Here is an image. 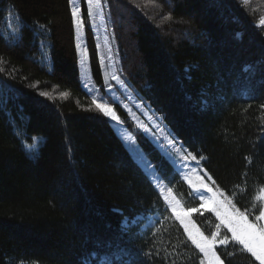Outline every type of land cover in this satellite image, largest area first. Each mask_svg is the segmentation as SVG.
Wrapping results in <instances>:
<instances>
[{
    "label": "trees",
    "instance_id": "1",
    "mask_svg": "<svg viewBox=\"0 0 264 264\" xmlns=\"http://www.w3.org/2000/svg\"><path fill=\"white\" fill-rule=\"evenodd\" d=\"M81 3L90 75L102 93ZM105 4L126 84L235 209L264 223L255 219L264 210V0ZM126 128L182 207L198 209L172 165ZM149 216L156 219L145 227ZM192 219L205 237L215 232L211 213ZM220 234L228 238L215 248L223 264H258L226 230ZM86 262L204 264L82 87L68 0H0V264Z\"/></svg>",
    "mask_w": 264,
    "mask_h": 264
},
{
    "label": "rangeland",
    "instance_id": "2",
    "mask_svg": "<svg viewBox=\"0 0 264 264\" xmlns=\"http://www.w3.org/2000/svg\"><path fill=\"white\" fill-rule=\"evenodd\" d=\"M83 1L88 12L89 10L91 11V15H89V23L93 32L97 56L102 70L104 90L101 93L100 90L94 86L91 79L88 48L84 35V23L79 28H77L76 24L74 23L76 53L79 61V79L82 87L87 90L92 100H95L96 103H103L111 107L109 101H112L113 103H116L124 112V119L126 120L125 122H123L120 118L117 121L105 116L103 113L102 114L109 122H111L115 133L129 149L133 159L146 172L155 187L158 189L159 193L164 197L167 207L171 211L173 217L182 226L188 239V232L185 231L184 225L180 223V220L176 218V215L178 213L185 220V222L189 224V229L192 231L193 235L199 238V234L201 232L192 219V215L195 213V211L190 212L189 210L184 209L178 200L173 196V194L167 189L163 180L158 176L157 168L154 167L151 162L147 161L149 159H146L144 155L141 154L135 137L128 130V128H126L127 125L131 126L135 132L141 133L143 138L152 143L160 152V155L172 165L174 170L182 178V181H184L185 184L190 187L191 191L195 194V197H197L200 201L201 205L198 209L203 212L211 213L212 216H214L219 228L216 226L215 232H213V234L208 238L211 239L213 235L216 234V243L213 245V251H215V248L218 245H223L219 243L220 240L224 239L221 237L220 231L226 230L229 233L231 239L232 233L227 227L221 224V221L217 217L214 209L219 208L221 212H233L236 211L235 207L232 205L231 201L215 187L210 178L202 170L199 162L191 157L176 142L174 136L163 125L160 117L153 113L148 105L142 101V99H140L136 93L126 84L124 78L120 74L119 59L109 26L105 0H99V3H96V0H93L92 4H89L88 0ZM68 3L72 9L73 3H70V0H68ZM81 4V0H74V5L79 9V15L83 20L81 15ZM259 21L260 24H264V15ZM8 28L12 31L11 26H8ZM169 141H171V143H169ZM203 185H207V188L203 187ZM208 188H211L212 191H208ZM200 194H203V196L209 200V203L205 204L201 199ZM173 206L176 207L177 213L172 211ZM155 219V216H149L145 227L152 226ZM189 240L192 242L191 239ZM193 245L195 246V244ZM240 246L243 248L242 245ZM243 250L246 251L244 248ZM199 252L202 255L204 264H218L216 260L211 258L210 254L206 256L205 253L201 252L200 250ZM247 253L251 255V253ZM253 259L259 264V261H257L254 257Z\"/></svg>",
    "mask_w": 264,
    "mask_h": 264
},
{
    "label": "snow or ice",
    "instance_id": "3",
    "mask_svg": "<svg viewBox=\"0 0 264 264\" xmlns=\"http://www.w3.org/2000/svg\"><path fill=\"white\" fill-rule=\"evenodd\" d=\"M70 3H73L72 17L73 21L76 24L77 28L83 25V20L79 15V9L75 7L74 0H70ZM89 4L93 3V0H88ZM96 3H99V0H96ZM88 15H91V11L89 10ZM41 96L48 95L47 93L41 92ZM62 95H64L62 93ZM93 103L96 104V108L99 109L105 116L110 117L113 120H119V117L114 113L113 109L106 104L96 103L95 100ZM171 143V141H169ZM203 187L207 188V185H203ZM208 191H212L211 188H208ZM201 195V199L205 204L209 203V200ZM258 199L264 200V188L260 190V195ZM215 202V201H213ZM172 211L177 213V209L173 206ZM192 211H199V209H190ZM217 217L220 219L221 224L228 228V230L232 233V240L242 245L243 248L251 253V255L259 261V264H264V223H253L250 222L248 216L244 213L239 212L238 210L233 212H221L219 208L214 209ZM176 218L180 220V223L184 225L185 231L188 232L189 239L192 240V243L206 256L210 254L211 258L216 260L218 264H223L220 261L219 256L216 255L215 251H213V245L216 243L215 235L210 239L208 237L203 236L202 233L199 234V238L193 235L192 231L189 229V224L185 222V220L177 213ZM256 221H264V210H259V215L255 217ZM219 228V225L217 226ZM198 231V230H197ZM227 237L223 240H220L219 243L225 244L227 243ZM87 264V262H86Z\"/></svg>",
    "mask_w": 264,
    "mask_h": 264
}]
</instances>
